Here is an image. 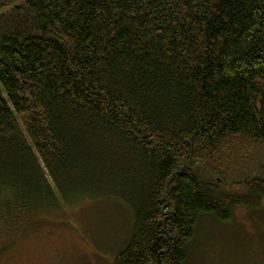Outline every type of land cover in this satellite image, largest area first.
Returning <instances> with one entry per match:
<instances>
[{
  "label": "trees",
  "instance_id": "16d2710c",
  "mask_svg": "<svg viewBox=\"0 0 264 264\" xmlns=\"http://www.w3.org/2000/svg\"><path fill=\"white\" fill-rule=\"evenodd\" d=\"M111 197L112 264L261 208L264 0H0V234Z\"/></svg>",
  "mask_w": 264,
  "mask_h": 264
},
{
  "label": "rangeland",
  "instance_id": "374dc122",
  "mask_svg": "<svg viewBox=\"0 0 264 264\" xmlns=\"http://www.w3.org/2000/svg\"><path fill=\"white\" fill-rule=\"evenodd\" d=\"M239 207L229 221L203 218L186 264H264V201ZM34 225L0 234V264H112L130 237L132 213L115 197L38 215Z\"/></svg>",
  "mask_w": 264,
  "mask_h": 264
}]
</instances>
